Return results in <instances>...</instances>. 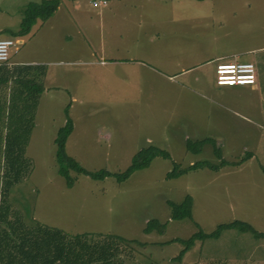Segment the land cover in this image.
<instances>
[{"label":"rangeland","instance_id":"obj_1","mask_svg":"<svg viewBox=\"0 0 264 264\" xmlns=\"http://www.w3.org/2000/svg\"><path fill=\"white\" fill-rule=\"evenodd\" d=\"M38 1L0 0V39L16 41L9 66L34 60L28 79L45 88L27 147L30 169L9 195L13 212L22 214L27 225L65 224L70 234L93 232L146 243V248L136 246L139 264H172L184 246L162 243L188 239L198 227L208 233L241 220L261 231L264 152L245 151V146L258 142L261 148L264 142V0H160L175 6L168 13L177 21H165L161 35L152 30L153 23L145 25L148 38L143 44L139 38H124L121 46L128 54L121 60L129 62L122 64L125 70L111 56L114 27L109 9L117 1L156 0H107L105 14L104 6L94 3L102 0H61L78 1L82 10H70L71 17L62 12L35 37H12L7 30L18 32L23 9ZM134 24L126 29L133 33ZM255 24L262 33L257 42L245 43ZM230 32L234 35L224 38ZM170 35L181 37L174 43ZM238 38L241 46L262 48L253 61L262 75L258 90L217 87V63L204 62L212 46L231 53ZM16 87L2 86L0 99ZM69 119L74 133L67 152L90 172L121 174L138 152L151 146L169 152L171 159L157 157L123 182L115 176L98 181L71 172L75 185L68 188L59 174L55 140ZM198 130L227 143L218 148L216 141L195 155L187 150L185 138L197 140L192 136ZM250 153L254 157L247 159ZM198 162L227 165L220 171L205 168L167 179L175 165L185 168ZM187 196L194 199L193 217L171 219L168 202L179 204ZM151 220L166 224L165 234H146ZM258 243L253 234L225 231L220 239L197 243L184 264H260L250 256Z\"/></svg>","mask_w":264,"mask_h":264},{"label":"trees","instance_id":"obj_2","mask_svg":"<svg viewBox=\"0 0 264 264\" xmlns=\"http://www.w3.org/2000/svg\"><path fill=\"white\" fill-rule=\"evenodd\" d=\"M99 2H106L105 5H101L104 8L108 6L107 0ZM60 4L61 0L30 2L23 9L20 30L18 32L7 30V32L12 37L19 39L28 36L39 21L47 22L52 18ZM33 71L31 65L19 64L13 67H10L9 63L0 65V88L9 83L17 85L8 96L0 99V264H139L134 259L136 246L146 248L148 246L146 243L101 233L70 234L39 222L27 225L22 214L13 212L9 195L11 190L21 183L24 175L30 169L26 156L27 147L39 99L45 91L44 86L40 83L36 84L35 79H28ZM35 71L40 70L35 69ZM217 87L220 86L217 85ZM73 130L74 124L69 119L66 125L59 130L55 140L59 174L66 180L68 188H73L75 185V179L70 175L71 172L98 181L115 176L117 181L123 182L135 172L148 168L157 157L171 159L169 152L151 146L138 152L129 168L121 174L114 175L106 170L90 172L67 152L68 139ZM215 143L214 139L207 138L188 140L186 146L189 152L198 155L206 145L213 146ZM217 155L220 157L219 153ZM248 155L251 156H248L247 159L254 157L252 153ZM239 164L234 163L233 165ZM226 165V162H223L221 166L208 162H198L185 168L175 165L174 169L167 174V179H178L188 172L205 168L220 171ZM168 205L171 208V219L173 220H185L193 217L194 199L191 196H187L179 204L169 201ZM231 230L242 234H253L257 242L264 239V232L258 231L246 221L237 220L221 224L214 231L208 233L198 227V231L190 238L175 239L162 243V245L181 243L184 249L170 263L182 264L185 256L197 246V243L220 239L225 231ZM144 231L146 234L157 232L163 235L166 232V224L164 225L158 220H151L147 223ZM149 264L155 263L150 262Z\"/></svg>","mask_w":264,"mask_h":264},{"label":"crops","instance_id":"obj_3","mask_svg":"<svg viewBox=\"0 0 264 264\" xmlns=\"http://www.w3.org/2000/svg\"><path fill=\"white\" fill-rule=\"evenodd\" d=\"M66 1L61 2L60 7L57 10V12L47 22L44 23L42 21H39L36 24L33 33L32 34L30 33V35L33 37L38 35L40 32H42V30L45 28L47 23L48 24L50 23V25H53L54 24L53 21L50 22V20H56L58 18L59 14H61L62 12L67 14L69 17H71V12H74V11L79 12V10H82L78 1H72L70 4L68 3L69 5L67 3H65ZM174 9H175L174 5H169L168 3H164L163 1H160V0L150 1V2H146V3H142V2L141 3H137V2L131 3V2L117 1L116 3L112 4L111 8L109 9V10H111V25L114 27V33H112L111 41H110V45L113 48V50L111 51V56L117 57V59H118V61L113 62V63L116 64L121 70H125L121 66H123L122 64L129 63V62H127L126 60H121V58H124L128 54L127 51H125L121 46L123 39L125 38L127 41H130V40H133L135 38L136 41H138V42L141 41L140 43L143 44V41L146 38H148L147 33H146V29H145V25H148L150 23L154 24V27H152V30L156 31L157 35H161L160 27H162L164 25L163 23L165 21H169L168 23H174L177 21L174 18L175 14L169 15L170 13H168L169 11L174 12ZM70 10H71V12H70ZM107 12H108L107 8H104L103 14H105ZM82 17H83V15H82ZM212 18H210V19H212ZM129 21H131V22H129ZM216 21L220 22L222 20H216ZM216 21H214V22H216ZM132 22L136 23V24H134L135 29H134L133 33L126 29V27H128V25H131ZM43 23H44V25H43ZM252 30H253V33L247 38V41L245 43H247L249 41H252V43L254 41L257 42V39L259 38L258 35L262 33V29L258 30L257 24H255L252 27ZM124 31L126 32V34L124 33ZM230 35H234V34L232 32H230L228 35L224 36V38H227ZM180 37H181L180 35L179 36L170 35L169 39L175 43L176 39L180 38ZM138 38L140 41L138 40ZM218 38H219V36L215 35L214 41H216V39H218ZM240 43L241 42L238 38V42H237L238 45H233V47H235V50H233L231 53H224L221 51V49L216 50L212 46V48L209 49L211 51L209 56L204 61L205 64L218 63L222 59H224L226 61H243V62H253L254 61V62H256L257 56H260V54L262 53V48H260V46H257L255 44H252L250 47H248L246 45L241 46V45H239ZM136 48H137V46H135L133 49H136ZM128 50H130V49H128ZM119 56H120V58H118ZM36 63L37 62L32 60V61H28V62H17L15 64L16 65H19V64L35 65ZM205 64H203V65H205ZM165 69L168 71H175L174 69H170L169 67H167ZM257 69H258L257 70L258 71V84H257L258 88L255 87L256 90L259 89V87L261 86V83H262L261 72H260L259 68H257ZM117 73L118 72H116V71H112V74H114V76H116ZM160 75L163 76V74H160ZM197 80L198 79L196 78L195 82H198ZM244 87H249V86H244ZM251 88L253 89L254 87H251ZM73 133H74V131H73ZM197 133L198 134H196L195 136H192V137H194L197 140L198 139L212 138L215 141H220L217 143L220 148L223 147L224 145H226V143H227V140L225 138H223V137L218 138L217 136L215 137V134H214V136H213V134H209V133L204 134V133H201V130H198ZM188 140H190L189 137L185 138V141H188ZM185 143H187V142H185ZM67 146H68V143H67ZM246 150H252V151H254L255 154H259L260 151L264 152V142H263V146H261V148H260V144L258 142H257L256 146L255 145L250 146L249 144H247L245 146V151ZM261 167H263V169H264V162L261 163ZM48 225H50V227L60 229L65 233H72L65 224L64 225L52 224V223L48 222ZM261 231L264 232V227L262 228ZM74 233L82 234V233H93V232L76 231ZM191 251L185 256V258L191 253ZM250 256L252 258H254L255 260H256V257L259 258V261L256 260V262H259L260 264H264V239L259 241L258 249H256L254 252L252 251V254ZM185 258H184V260H185ZM182 264H184V261Z\"/></svg>","mask_w":264,"mask_h":264},{"label":"built area","instance_id":"obj_4","mask_svg":"<svg viewBox=\"0 0 264 264\" xmlns=\"http://www.w3.org/2000/svg\"><path fill=\"white\" fill-rule=\"evenodd\" d=\"M95 5H105L106 2H94ZM16 49L13 39H0V65L11 60V50ZM216 84L220 87L249 86L258 84V71L253 62H218L215 75Z\"/></svg>","mask_w":264,"mask_h":264}]
</instances>
